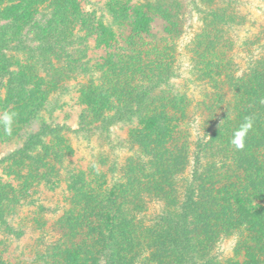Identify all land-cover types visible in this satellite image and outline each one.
I'll return each instance as SVG.
<instances>
[{"label": "rangeland", "instance_id": "374dc122", "mask_svg": "<svg viewBox=\"0 0 264 264\" xmlns=\"http://www.w3.org/2000/svg\"><path fill=\"white\" fill-rule=\"evenodd\" d=\"M80 2L87 11L94 12L96 19L101 21L103 26L109 27L115 41L120 43L126 40L128 23L118 21L105 12L107 0ZM130 2L132 5L160 2L164 7H169L172 17L168 24L157 20V16L150 12V16L155 20L151 29L155 44L165 54L170 55L171 67L175 71V76L169 81L172 89H164L165 93L161 97L169 96L181 100L184 112L179 115L175 113L178 118L176 127L168 135L155 132L149 134L137 120L134 126L116 124L110 127L107 133L97 130L82 131L79 129V117L84 107L83 97L89 84L93 88L97 87V82L90 78V75L77 68H73V73L67 74L69 67L52 57L44 58L42 64L28 59L29 66H23H26V71L24 68L15 69V66L9 68L15 72L21 70L36 82H40L39 89L45 97L39 121L31 122L27 128L37 130L43 123L49 124L51 128L58 127L61 131L56 138L46 140L57 150V157L33 153L36 155L34 159L40 160L43 173L48 176L43 179L44 182L36 180L35 168L30 161L22 165L25 166V176L18 174L20 164L0 166V182L19 185L18 190H23L24 194L28 195L19 207L9 212L7 224H0V259L5 264H66L62 254L67 246L83 243L89 245L90 251L98 248L94 240L95 234L88 231L87 220H82V224L73 232L67 225L66 215L71 210L74 217L79 214L86 215L84 207L80 209L73 205V192L68 189V172L84 174L90 183L97 184V190H108L113 183L109 173L115 171V174H112L116 179L122 175L121 172L126 173L127 170L135 172L136 180L131 179L129 188L134 192V200L140 199L142 206L136 217L139 241L135 243L130 239L132 248L129 252L135 258L131 263L163 264V261L168 259L172 261L171 264H175L172 257H166L158 250L157 236L160 233L150 239L151 245L153 240L155 241L154 247L143 250L142 242H146L151 234V220L164 215V205H171L175 218H179V206L184 202L185 187L191 179V158L198 142L209 144V160H216L217 148H225L226 152L228 148L233 150L229 143L230 136L234 125L238 124V112L245 103V85L251 81L249 70L261 60L264 65V0H232L230 5L220 0ZM210 12L223 15L228 25L212 21ZM88 43V56L92 62H101L108 50L99 47V43L94 39H89ZM7 56L23 64L27 57L21 54L16 57L12 54ZM212 64H216L222 74L207 77L205 74L213 68ZM115 71L112 81L116 78L123 81L121 74L124 71ZM108 74L111 75L109 71ZM212 78L216 82H213ZM8 85L9 80L0 62V117L5 113H16L18 109L23 108L19 100L13 99L14 89ZM256 117L254 128L256 132L262 131L261 134H264V113L260 114L258 111ZM225 123L228 124L226 131H218ZM229 123L232 125L229 126ZM256 132L255 141L243 149V153L248 151L252 154L251 157L256 158L253 163L255 169L241 165L242 171H239L237 165L225 167L224 164H219L215 189L229 184L242 188L247 183L248 191L258 194L252 204L260 208L254 211H258V218L262 217L257 219L262 225L256 228L246 226L227 208L217 214L218 206L215 204L219 200L212 193V188L209 189L210 202L209 199L206 201L214 207L212 210L207 207L200 208L197 214L200 212L208 215V209L214 210V213L207 221H201L202 226L196 232L198 239L192 249L194 251L189 252L194 256L196 264H264V236L260 237L264 234V142L256 140ZM24 133L28 132L19 131L18 134L7 135L3 127H0V159L22 146ZM136 134L138 136L134 138ZM212 135H216L214 143L211 140ZM144 137L150 138L148 142H152V147H141L140 139ZM153 147L159 158L158 162H151L146 157V151H151ZM138 155L143 157L146 165L149 163L150 170H143L142 165L136 163ZM184 159H187L188 163L190 161L189 166L183 165L181 160ZM121 168L122 171L119 172ZM166 171L173 172V178L167 177ZM139 173L142 178L147 179H140ZM15 179L21 182L16 180L15 183ZM48 181L55 186L45 184ZM150 187L154 192L158 190L156 198L144 194ZM129 195H125L127 205H124V208L130 206L133 209V200H130L132 196ZM121 198L124 200L123 196ZM89 222L92 224V221ZM8 227L12 229L9 230ZM120 235L122 237L121 232ZM155 247L156 254L152 251Z\"/></svg>", "mask_w": 264, "mask_h": 264}, {"label": "trees", "instance_id": "16d2710c", "mask_svg": "<svg viewBox=\"0 0 264 264\" xmlns=\"http://www.w3.org/2000/svg\"><path fill=\"white\" fill-rule=\"evenodd\" d=\"M220 1L232 4V0ZM151 11L157 16V20L170 23L172 15L169 7H164L160 2L159 4L158 2L156 4H147L146 2L132 5L130 0H107L105 12L111 14L118 21L128 23V36L126 40L119 43L115 41L109 27L103 26L101 21L96 19L94 12L87 11L81 5L80 0H0V62L3 72L9 80L8 86L15 90L12 92L13 99L19 100L18 102L23 104V108L21 107L22 109H18L15 113L11 133L28 132L24 133L22 146L0 159V166L10 167L20 164L18 174L25 176V166L22 165L30 161L35 168L36 180L44 182L43 179L48 176L43 173L40 160L34 159L35 156L57 157V150L46 140L59 136L60 128H51L49 124L43 123L37 130L27 128L31 122L39 121L38 117H40L41 108L45 102V97L39 89L40 82H36L33 77L27 76L21 70L19 72L9 70L15 66V69L23 70L24 68L26 71V66H23L28 65L29 60L42 64L44 58L52 57L64 62L65 66L69 67L67 74L73 73V68H77L97 82L95 88L89 84L83 97L84 107L79 117L80 130L88 132L97 130L100 133H107L110 127L116 124L134 126L135 120H137L142 129L149 134L155 132V134L166 133L168 135L171 133V130L176 127V120H178L175 113L183 114L184 104L174 97H161L165 93L164 89H172L173 86L169 81L175 76V71L171 67L170 55L165 54L155 44V37L151 29L155 20L150 16ZM209 17L219 24L228 25L221 14L210 12ZM89 39H94L97 44L99 43V47L108 50L99 63H93L88 56ZM7 54L15 55L14 57L21 54L28 58L26 57V62L23 64L16 62ZM255 64L249 70L251 81L245 85L246 94L243 99L245 103L241 111L238 112V124H235L232 130L233 133L246 117L252 119L253 126L245 140V148L255 141L254 122L257 119V112L264 113V65H262V60L259 64ZM212 67L214 69L211 68L205 74L207 77L208 75L211 77L212 74H222L216 64H212ZM115 70L124 71L121 74L124 77L123 81H120L119 78L112 81L114 77L112 74L116 73ZM108 71L111 75L108 74ZM212 81L216 82L215 79ZM14 103L17 104V102ZM231 125L229 123V126ZM226 127L228 124L225 123L220 126L218 131L225 132ZM232 133L230 137H232ZM261 133L262 131L256 132V140L260 143L264 142V134ZM137 136L136 134L134 138ZM149 139V137L140 139L141 147L146 149L152 147V142H148ZM214 139H216V135L211 137L213 143ZM136 144L138 145L137 142ZM230 147L233 150L228 148L231 151L227 150V152L225 148H217L216 160H209V144L204 141L198 142L196 151L191 158V179L185 187L184 202L179 206V218H175L171 205H164L162 209L164 215L151 220V234L146 242H142L143 250L148 247L152 249L155 241L153 240L151 245L150 239L160 233L157 236L158 250L162 251L164 256L172 257L175 264L182 262L196 264L194 256L192 257L189 252L190 250L194 251L192 249L198 239L196 232L203 223L201 221H207L214 213V210L211 211L214 205L208 204L211 196L209 189L211 188L212 193L219 200L215 204L218 206L217 214L227 208L233 212V215H236L235 218L239 222L246 226H255L256 228V226L262 225L261 221H257L262 217L258 218V211H254L260 210V208L252 204L258 194L249 192L247 183L242 188L229 184L215 189L218 180L217 170L220 165L224 164L225 167L231 164L237 165L239 171H242L241 165L255 169L253 163L256 158L251 157L252 154L248 151L243 153V150H238L233 145ZM150 150L146 151V157L151 162H158L159 158L154 147ZM34 152L36 155H33ZM140 157L138 155L136 163H140L143 170L147 168L150 170L149 163V166L146 165L143 157ZM181 162L185 166L190 165V161L188 163L187 159L181 160ZM121 171L122 168L119 172ZM112 173L115 174V171ZM112 173H109L113 180L112 186L108 190H97V184L90 183L84 174L68 172L70 174L68 189L71 193L73 192V205L80 209L84 207L86 215L80 216L79 214L74 217L71 210L66 215L67 225L73 232L82 224V220H87L88 231L95 234L94 240L97 242L98 248H93L90 251L88 244L76 245L73 243L67 246L62 254L66 264H132L131 261L135 260L129 252L132 248L130 239L135 243L139 241L140 234L137 232L136 217L142 209L141 200H134V192L129 188L131 179L136 180L135 172L127 170L125 173L123 171L122 175L116 179ZM139 176L142 180L145 178L144 176L142 178L140 173ZM166 176L173 178V172L166 171ZM16 180L21 182L15 179V183ZM45 184H49L51 187L55 186L51 181L45 182ZM17 186L12 183L0 182L1 225L7 224L9 212L19 207L28 197L23 190H18L20 188ZM150 189L151 187L146 189L144 194L156 198L158 190L154 192ZM127 194L132 196L130 200H133V209L130 206L124 208V205H127L125 197ZM122 196L124 200L121 198ZM207 199H209L208 202ZM203 207L211 209H208L210 212L208 215L200 212L199 215L197 214ZM196 217L198 220L200 217V220H196ZM89 221H92V224ZM7 229L11 230L12 228L8 227ZM128 235H134V237L130 238ZM263 236L264 234L260 237ZM152 251L156 254V247ZM171 263L172 261L168 259L163 261V264ZM0 264H5L2 259H0Z\"/></svg>", "mask_w": 264, "mask_h": 264}, {"label": "clouds", "instance_id": "9594fccd", "mask_svg": "<svg viewBox=\"0 0 264 264\" xmlns=\"http://www.w3.org/2000/svg\"><path fill=\"white\" fill-rule=\"evenodd\" d=\"M15 115V113H5L3 117H0V127H3V130L7 135H11ZM252 126V119L250 117H246L244 122L233 131L230 139L231 145L238 150H243L245 147V140L251 131Z\"/></svg>", "mask_w": 264, "mask_h": 264}]
</instances>
